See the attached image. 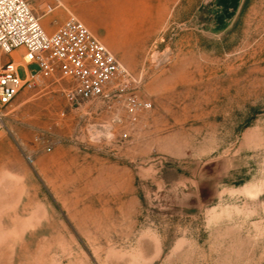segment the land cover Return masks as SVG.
Listing matches in <instances>:
<instances>
[{"label":"rangeland","instance_id":"1","mask_svg":"<svg viewBox=\"0 0 264 264\" xmlns=\"http://www.w3.org/2000/svg\"><path fill=\"white\" fill-rule=\"evenodd\" d=\"M49 1L30 0L46 33L74 13L151 107L114 123L101 100L69 102L59 72L18 93L0 132V264H264V0H121L143 28L130 45L118 0Z\"/></svg>","mask_w":264,"mask_h":264},{"label":"built area","instance_id":"2","mask_svg":"<svg viewBox=\"0 0 264 264\" xmlns=\"http://www.w3.org/2000/svg\"><path fill=\"white\" fill-rule=\"evenodd\" d=\"M60 6H63L61 0H50L44 12L50 13ZM18 48L23 50L21 60L35 64L37 69H27L21 77L13 58L0 65V132L15 97L21 90L39 84L43 72L71 76L76 84L65 91L67 100L71 103L101 100L114 111V123L121 122L119 109L133 115L151 107V102L139 100L132 92L141 75L130 71L71 11L59 28L48 34L40 24V16L32 10L30 0H0V58ZM98 127L102 135L113 133V126L106 121ZM127 136L123 132L120 138ZM46 150L50 151L51 147ZM27 158L33 161L31 156Z\"/></svg>","mask_w":264,"mask_h":264},{"label":"crops","instance_id":"3","mask_svg":"<svg viewBox=\"0 0 264 264\" xmlns=\"http://www.w3.org/2000/svg\"><path fill=\"white\" fill-rule=\"evenodd\" d=\"M119 1L121 2V0H118V1H117V4H118ZM158 1H159V0H157V3L155 4V6H156V5H159L160 2L158 3ZM124 6H125V5H124ZM123 15H124V14H123ZM124 19H125V18H124ZM123 28H124V31L121 32V29L123 30ZM130 30H134V32L132 33V35H130ZM142 30H143V28H142L141 25H138L137 23H135V24H133V25H130V24L126 21V19L124 20L123 23L118 22V26H117V32H118V34H119L122 38H124L126 44H129V45H130L132 42H133V43H134V42H137L138 37H137V35H135V33H137V31H138V32H141ZM16 50L18 51V53H16L15 56H13L12 58L16 61L17 65H18V70L20 69V67H21L22 65H26V66L32 65V64H25L24 62H22L21 59L19 58V57H21V53H22V51H21V50H18V49H16Z\"/></svg>","mask_w":264,"mask_h":264},{"label":"bare ground","instance_id":"4","mask_svg":"<svg viewBox=\"0 0 264 264\" xmlns=\"http://www.w3.org/2000/svg\"><path fill=\"white\" fill-rule=\"evenodd\" d=\"M123 14H124V4L119 1L117 4V8H116V19L120 23H123L125 20L124 19L125 16ZM123 31H124V28H123V30L121 29V32H123ZM18 50H22V48H18ZM22 62H23V60H22Z\"/></svg>","mask_w":264,"mask_h":264}]
</instances>
